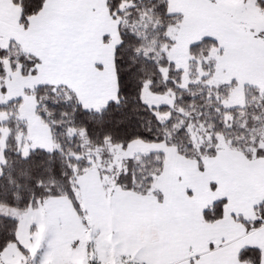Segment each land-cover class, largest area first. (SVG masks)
Segmentation results:
<instances>
[{"label":"snow or ice","instance_id":"obj_1","mask_svg":"<svg viewBox=\"0 0 264 264\" xmlns=\"http://www.w3.org/2000/svg\"><path fill=\"white\" fill-rule=\"evenodd\" d=\"M0 264H264V0H0Z\"/></svg>","mask_w":264,"mask_h":264}]
</instances>
